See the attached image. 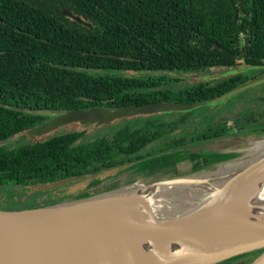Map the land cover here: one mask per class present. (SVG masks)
<instances>
[{
	"label": "trees",
	"instance_id": "1",
	"mask_svg": "<svg viewBox=\"0 0 264 264\" xmlns=\"http://www.w3.org/2000/svg\"><path fill=\"white\" fill-rule=\"evenodd\" d=\"M63 8L86 25L61 15ZM241 65L258 71L178 91L164 89L169 79L158 74ZM263 72L264 0H0V187L29 189L118 169L150 157L146 149L156 142L166 143V152L246 129L261 135L264 114L245 112L232 126L210 125L170 142L161 139L186 119L131 121L86 142L82 129L7 146L60 113L211 102Z\"/></svg>",
	"mask_w": 264,
	"mask_h": 264
},
{
	"label": "water",
	"instance_id": "2",
	"mask_svg": "<svg viewBox=\"0 0 264 264\" xmlns=\"http://www.w3.org/2000/svg\"><path fill=\"white\" fill-rule=\"evenodd\" d=\"M59 13L85 24L65 8ZM260 82L264 76L237 89ZM207 103L71 110L31 133L45 135L77 122L101 125L143 114L187 112ZM174 171L164 168L127 183L117 179L65 202L0 209V264H244L227 261L260 250L248 264H264V135L229 145L216 163L204 160L186 172ZM170 246L175 250L165 251Z\"/></svg>",
	"mask_w": 264,
	"mask_h": 264
},
{
	"label": "rangeland",
	"instance_id": "3",
	"mask_svg": "<svg viewBox=\"0 0 264 264\" xmlns=\"http://www.w3.org/2000/svg\"><path fill=\"white\" fill-rule=\"evenodd\" d=\"M255 69L257 68L241 65L231 68H221L219 70L211 69L204 73H198V75H183L182 72L158 74L166 75L169 79L167 84H165L166 86H163V88H169L170 90L178 91L192 87L198 82H209L213 84L216 81L238 72L254 73V71H258ZM263 76L264 73H259L257 77L262 78ZM172 77L177 78L178 80L170 81ZM245 112H259L264 114V82L255 83L254 85H250L246 88H240L229 92L228 94H225L214 101L195 107L187 112H165L150 115L143 114L116 119L101 125H93L82 122L71 123L60 126L56 130L45 135L27 132L26 134L13 137L8 141L7 146L9 148H14L24 145L28 142H32L36 139H45L49 136L60 135L71 131H80L82 129H86V133L84 134L82 140L90 141L111 133L113 134L116 129L131 121H139V124H137V126H139L142 124V122H144L145 119L151 118L153 120L159 119L168 122L177 119H186V121L181 123L175 130H173V132H169L165 137L166 139H161L163 142L165 140L168 142L169 139L174 140L175 138H180L181 136L198 132V130L202 131L207 127H210V125L215 126L218 123L226 122L228 126H232L233 119L240 117ZM260 122H264V117L260 118ZM259 135V132H253L250 129H246L245 131H238L234 135L224 136L210 141H203L197 144L186 146L185 148L169 150L166 152L164 151L166 150V143L160 145L156 144L157 142L152 143V145L146 149V151L150 153V157H148V159L145 161L127 165L124 169L121 168L103 171L97 173L96 175H92L93 177L85 178L86 180L84 181H73L67 183L64 186H59L55 189L52 188L53 190H28L25 187H0V209L21 210L32 208L33 206L41 204L42 202L44 203L46 200H56L57 196L60 194H63V197H66L80 191L83 193L90 192L97 189L103 183L109 184L117 179L119 181L122 180L121 182L126 181V183L143 180L144 176L155 174L156 171L161 170V167L165 168V170L173 169L175 170L174 172H186L190 167L202 165L204 160H208V162L211 161L212 164L216 163L218 155L224 148L232 144L234 145L239 142L251 140ZM261 135H264V133ZM157 165L160 166V169H151ZM142 167H146V170L138 171V168ZM70 199L68 198V200ZM60 202H65V200L58 201L56 203ZM256 256L240 258L233 263L241 262L248 264Z\"/></svg>",
	"mask_w": 264,
	"mask_h": 264
},
{
	"label": "flooded vegetation",
	"instance_id": "4",
	"mask_svg": "<svg viewBox=\"0 0 264 264\" xmlns=\"http://www.w3.org/2000/svg\"><path fill=\"white\" fill-rule=\"evenodd\" d=\"M264 73V72H263ZM258 78V77H257ZM171 80V79H170ZM178 80V79H177ZM166 84H167V82H166ZM164 86H166V85H164ZM164 89H169V88H164ZM64 113H66V112H64ZM64 113H60V114H57V116H59V115H61V114H64ZM54 117H56V116H54ZM54 117H51V119L50 120H52V119H54ZM50 120H48V121H50ZM48 121H46V122H48ZM45 122V123H46ZM44 123V124H45ZM43 125V124H42ZM41 126V125H40ZM38 127V126H37ZM64 134V133H63ZM61 135V134H60ZM84 141V140H83ZM86 142V141H85ZM131 164H133V163H131ZM128 165H130V164H128ZM124 166H127V165H124ZM124 166H122V167H124ZM122 167H120V168H118V169H121ZM100 172H103V171H100ZM100 172H96V173H92V174H88V175H83V176H79V177H75V178H71V179H66V180H63L64 181V183L62 184V185H59V186H64V185H66L67 183H70V182H77V181H84V180H86L85 178H87V177H93L92 175H96L97 173H100ZM55 183V182H54ZM47 185H49V184H46V185H36V186H31V187H29V189L28 190H31V189H36V190H39L40 188H39V186H47ZM59 186H56V187H54L53 189H55V188H57V187H59ZM52 189V190H53ZM40 190H43V189H40ZM81 193H83L82 191H80V192H77V193H74V194H71V196L70 195H68V196H66V197H63V194H60V195H58L57 196V198H56V200H52V199H49V200H46L45 201V203H48V204H53V203H56V202H58V201H62V200H68V198L70 199V198H73V197H76V196H78V195H80ZM43 203V202H42ZM41 203V204H42ZM232 259H234V258H232ZM232 259H230V260H228L227 262H234V261H232Z\"/></svg>",
	"mask_w": 264,
	"mask_h": 264
},
{
	"label": "bare ground",
	"instance_id": "5",
	"mask_svg": "<svg viewBox=\"0 0 264 264\" xmlns=\"http://www.w3.org/2000/svg\"><path fill=\"white\" fill-rule=\"evenodd\" d=\"M163 167H161V169H162ZM151 169H160V166H154L153 168H151ZM147 200H148V202H149V204L156 210V211H158V210H160L161 209V207H160V205H159V203H154V202H152L149 198H146ZM173 246V245H172ZM172 246H170V248H164L165 249V251H172V250H175L174 248L175 247H172ZM160 247V246H159ZM163 250V249H162ZM81 261V260H80ZM86 262V261H85ZM84 263V262H83ZM82 262H81V264H83Z\"/></svg>",
	"mask_w": 264,
	"mask_h": 264
},
{
	"label": "crops",
	"instance_id": "6",
	"mask_svg": "<svg viewBox=\"0 0 264 264\" xmlns=\"http://www.w3.org/2000/svg\"><path fill=\"white\" fill-rule=\"evenodd\" d=\"M146 159H148V158H145V159H143L142 161H145ZM145 168H146V167L138 168V171H139V170L145 171ZM162 169H164V168H162ZM162 169H161V170H162Z\"/></svg>",
	"mask_w": 264,
	"mask_h": 264
}]
</instances>
